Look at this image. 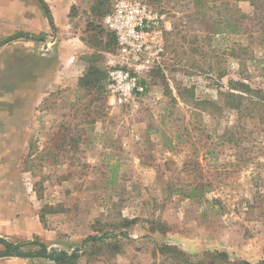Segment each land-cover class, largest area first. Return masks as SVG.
Instances as JSON below:
<instances>
[{"label":"rangeland","instance_id":"rangeland-1","mask_svg":"<svg viewBox=\"0 0 264 264\" xmlns=\"http://www.w3.org/2000/svg\"><path fill=\"white\" fill-rule=\"evenodd\" d=\"M144 1L164 15V34L132 67L147 83L133 102L93 83L66 109L18 106L14 54L0 53V127H23V150H0V236L27 252L38 242L83 252L77 264H113L115 250L149 264H180L178 250L188 264L214 251L264 264V103L231 88L264 90V0ZM110 7L84 0L72 32L46 23L33 34L38 51L68 37L96 43Z\"/></svg>","mask_w":264,"mask_h":264},{"label":"crops","instance_id":"crops-1","mask_svg":"<svg viewBox=\"0 0 264 264\" xmlns=\"http://www.w3.org/2000/svg\"><path fill=\"white\" fill-rule=\"evenodd\" d=\"M50 11L53 25L61 32H72L74 23L79 18L80 7L84 0H44ZM112 5L113 0H109ZM49 19L38 0H0V38L11 40L0 48V53L14 54L17 73L14 81V103L21 106L23 103L33 104L34 109L45 102H57V106L66 109L69 104L76 101L83 85L80 78L91 71V68L104 70L114 61L129 67L141 64L133 59L126 58L117 48L110 36L100 28L96 35H92L96 43H84L81 38L74 42V37L63 39L61 44L48 46L45 51H38L34 33L42 32ZM25 32L30 33V38H25ZM15 33L14 36L11 34ZM53 47V48H52ZM57 47L60 52H56ZM43 55V58H42ZM1 84V82H0ZM46 94V95H45ZM6 96L0 90V98ZM18 96V97H17ZM109 96V101L111 100ZM113 99V98H112ZM24 107H22L23 109ZM5 124V123H4ZM23 127L17 124L9 127H0V150H23ZM4 166V164H3ZM2 237V236H0ZM3 238V237H2ZM0 243V251L3 250ZM52 250L60 251L62 249ZM47 249V250H51ZM64 251V250H63ZM141 252V251H139ZM143 253L133 254L118 252L114 256L113 264H149L144 260ZM30 258L26 256H0L2 258ZM44 258V257H31ZM50 264H54L52 260ZM84 264H104L102 261L92 262L81 260Z\"/></svg>","mask_w":264,"mask_h":264},{"label":"built area","instance_id":"built-area-1","mask_svg":"<svg viewBox=\"0 0 264 264\" xmlns=\"http://www.w3.org/2000/svg\"><path fill=\"white\" fill-rule=\"evenodd\" d=\"M163 22L164 15L144 0H113L102 16V23L114 35L117 48L135 61L159 52ZM106 88L117 103L125 104L145 94L147 83L138 70L120 64L106 70Z\"/></svg>","mask_w":264,"mask_h":264},{"label":"trees","instance_id":"trees-1","mask_svg":"<svg viewBox=\"0 0 264 264\" xmlns=\"http://www.w3.org/2000/svg\"><path fill=\"white\" fill-rule=\"evenodd\" d=\"M39 3L41 4L42 8L45 10V13L49 19V23L51 26H53V21L52 17L50 14V11L48 9V6L44 0H38ZM104 15V14H103ZM108 35L111 38V41L115 42V37L111 32H107ZM80 81L83 85L89 86L90 84L92 85L93 83H97V88L103 90L104 89V84H106V71L105 70H99L97 68H91V71L80 78ZM99 83V84H98ZM233 87H239L242 88L241 90L242 93L248 94L252 99H256L254 101L255 105H259V102L263 101L264 103V90L260 89L258 87H252L250 84H246L244 82L235 80L232 81L231 88ZM238 98H240L239 95H237ZM238 101V99H237ZM239 101L234 104L235 108H238L239 106ZM197 193V194H196ZM188 196H201V189L198 186H192L191 189L189 190ZM131 223H133L131 221ZM0 243L3 245V250L0 251V256H26V257H44L48 258L53 261L54 264H77V260L80 258L82 253H79L78 251H73L71 253H68L66 251L60 250H47L46 246L38 242L40 245V249L37 250L36 252H27L22 249L24 244L22 243H14L6 240L5 238L0 237ZM115 253L118 252V250L114 251ZM114 253V254H115ZM178 253L182 255L183 259L180 262V264H188L190 263V259L180 250H178ZM207 254V253H204ZM208 260L205 261H199L194 263V264H219V262H224L225 264H252L251 262L247 260H235V259H230L227 252L225 251H214L210 253ZM262 263H264V260H262Z\"/></svg>","mask_w":264,"mask_h":264}]
</instances>
